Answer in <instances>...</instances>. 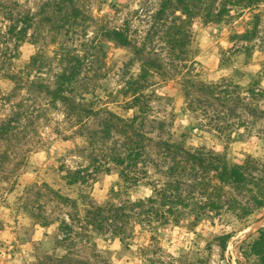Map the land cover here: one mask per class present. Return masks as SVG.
Returning a JSON list of instances; mask_svg holds the SVG:
<instances>
[{"label":"rangeland","instance_id":"rangeland-1","mask_svg":"<svg viewBox=\"0 0 264 264\" xmlns=\"http://www.w3.org/2000/svg\"><path fill=\"white\" fill-rule=\"evenodd\" d=\"M59 1L0 0V33L8 24L1 11L31 17L25 41L16 47L9 42L12 58L7 54L1 57L0 125L10 117L16 121L14 129L0 139V264H36L47 255L53 259L68 255L63 262L71 259L90 264H250L252 259L242 255L243 242L254 238L264 226V207L246 218L228 212L203 219L194 227L184 221L154 231L131 220L133 233L125 246L109 232L87 237L71 220L82 212L44 193L42 188L47 185L70 199L90 198L97 205L151 194L148 187L139 185L126 189L125 195L111 196L112 189L123 187L114 167L107 174H96L86 185L69 186L63 179L68 169L89 165L90 156L101 162L102 152L87 149L85 135L90 129L98 131L105 110L121 116L131 114L123 110L126 98L122 93L125 82L138 74L139 64L130 65V48L105 38L108 29H127L133 45H144L145 52L156 53L162 61L169 79H154L159 98L153 117L165 122L172 139L179 140L184 134L186 146L224 153L231 163H242L247 156L264 161V120L247 131L240 130L242 137L224 143L213 132L199 128L193 115L184 110L180 74L165 45L166 26L154 19L161 0H69L62 3L61 10L56 4ZM72 9L78 11L76 18L67 16ZM226 9L218 23L192 19L187 52L193 69L204 82L225 78L247 87L257 79L264 89V0H240L239 5H227ZM255 24L252 42L231 41L233 34ZM246 45L248 57L242 48ZM76 61L79 74L65 95L85 113L70 117L67 106L53 101L48 91L55 89L56 76L69 71ZM9 74L12 80L7 78ZM260 107L264 109V101ZM149 174L158 179L152 169ZM31 214L45 216L49 225L41 227ZM61 220L73 232H61ZM223 234L231 236L224 251L217 240ZM65 235L67 240L58 243Z\"/></svg>","mask_w":264,"mask_h":264},{"label":"trees","instance_id":"trees-1","mask_svg":"<svg viewBox=\"0 0 264 264\" xmlns=\"http://www.w3.org/2000/svg\"><path fill=\"white\" fill-rule=\"evenodd\" d=\"M68 1L60 0L56 4L61 10L62 3ZM239 4L240 0H161L154 16L156 21L166 26L165 45L168 57L175 62V71L180 74L178 85L184 110L193 115L199 128L213 132L224 143L242 137L240 130L247 131L264 120V109L260 107V102L264 101V89L257 79L251 80L247 87L225 78L215 82L200 80L193 69V61L188 58L187 47L192 19L199 17L205 23H218L227 12V5ZM77 12L72 9L67 16L76 18ZM1 13L8 24L0 33V67L2 54L12 58L8 43L13 41V47H16L24 42L31 28V17L28 15L20 17L12 10ZM256 30L255 24L248 31L233 34L231 41L250 43L255 39ZM104 36L119 47L130 48V65L133 62L139 64L138 74L125 82L122 93L126 98L123 110L131 111V114L121 116L105 110L99 118L98 131L90 129L85 135L86 148L91 152L97 149L102 152L101 162L90 156L89 165L68 169L63 179L69 186L86 185L95 179L96 174H107L114 167L123 187L112 189L111 196L125 195L126 189L139 185L148 187L151 194L136 200L127 198L97 205L90 198L84 200L80 197V201L70 199L47 185L42 188L44 193L60 204L82 212L71 220L79 224V229L87 237L91 233L109 232L125 246L129 245L133 233L131 220L154 231L157 227H175L184 221L188 227H194L203 219L228 212L237 218H246L254 210L263 208L264 161L247 156L242 163H231L224 153L205 147L186 146L184 134L179 136V140L172 139L165 122L153 117L154 103L159 98L154 79H169V75L164 73L162 61L156 53L145 52L144 45H133L127 29H108ZM242 48L248 57L250 48L247 45ZM78 64L79 61H76L69 71L59 73L55 89L48 91L53 101L67 106L66 115L70 117L85 113L65 95L79 74ZM7 78L12 80L13 75L9 74ZM14 121L16 119L10 117L0 125V139L14 129ZM77 122L82 123L81 120ZM149 169L158 175V179L149 177ZM31 218L41 227L49 225L43 215L31 214ZM59 230L66 231L64 234L73 232L64 220L60 221ZM66 236L58 243L65 242ZM230 237V234L217 237L222 251ZM243 247L242 255L245 259H252L250 264H264V226L257 230L254 238L243 242ZM67 258L68 255L54 259L47 255L36 264H90L82 260L71 262V259L63 262Z\"/></svg>","mask_w":264,"mask_h":264}]
</instances>
